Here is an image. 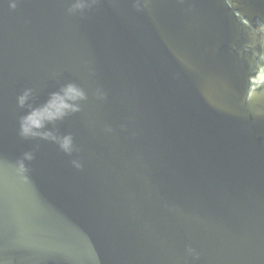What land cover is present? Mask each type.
<instances>
[{
	"label": "water",
	"instance_id": "obj_1",
	"mask_svg": "<svg viewBox=\"0 0 264 264\" xmlns=\"http://www.w3.org/2000/svg\"><path fill=\"white\" fill-rule=\"evenodd\" d=\"M0 264H264V0H0Z\"/></svg>",
	"mask_w": 264,
	"mask_h": 264
}]
</instances>
